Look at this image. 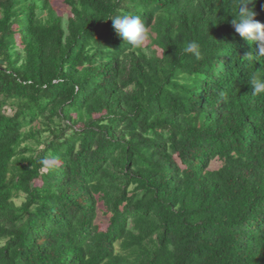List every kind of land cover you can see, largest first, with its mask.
<instances>
[{"label":"trees","instance_id":"16d2710c","mask_svg":"<svg viewBox=\"0 0 264 264\" xmlns=\"http://www.w3.org/2000/svg\"><path fill=\"white\" fill-rule=\"evenodd\" d=\"M63 2L0 0V264H264V55L239 0Z\"/></svg>","mask_w":264,"mask_h":264},{"label":"clouds","instance_id":"9594fccd","mask_svg":"<svg viewBox=\"0 0 264 264\" xmlns=\"http://www.w3.org/2000/svg\"><path fill=\"white\" fill-rule=\"evenodd\" d=\"M254 3L255 0H239L235 14H232L234 17L232 25L240 37L250 43L259 42L257 55H264V24L255 19L254 7H249L250 4L254 5ZM110 20L119 37L131 47L140 48L148 39L147 27L138 15L117 14ZM183 51L196 59L202 58L201 44L196 40L189 41ZM181 82L184 81L181 80ZM248 83L253 87V94H264V78L253 75Z\"/></svg>","mask_w":264,"mask_h":264},{"label":"rangeland","instance_id":"374dc122","mask_svg":"<svg viewBox=\"0 0 264 264\" xmlns=\"http://www.w3.org/2000/svg\"><path fill=\"white\" fill-rule=\"evenodd\" d=\"M53 4H54V6L56 7V9L58 10V12H59V14H65L66 16H67V14L68 15H71L70 14V9H69V7L67 6V5H65L64 4V2H63V0H53ZM147 40L144 42L145 44L144 45H146L147 44ZM220 166V162L218 161V160H214V161H212V163H211V168H218ZM100 219H103V220H105L106 221V218H103L102 216L100 217ZM102 223H103V226L105 227L106 226V224H107V222H103L102 221Z\"/></svg>","mask_w":264,"mask_h":264}]
</instances>
